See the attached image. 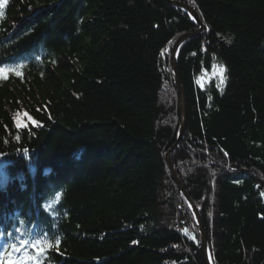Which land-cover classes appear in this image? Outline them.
<instances>
[{
  "label": "trees",
  "instance_id": "obj_1",
  "mask_svg": "<svg viewBox=\"0 0 264 264\" xmlns=\"http://www.w3.org/2000/svg\"><path fill=\"white\" fill-rule=\"evenodd\" d=\"M176 1L206 30L172 165L211 264H264V0ZM196 28L168 0H0V264L45 236L44 264H207L165 161Z\"/></svg>",
  "mask_w": 264,
  "mask_h": 264
},
{
  "label": "water",
  "instance_id": "obj_2",
  "mask_svg": "<svg viewBox=\"0 0 264 264\" xmlns=\"http://www.w3.org/2000/svg\"><path fill=\"white\" fill-rule=\"evenodd\" d=\"M173 6H176L178 8H180L181 10H183L185 13H187L191 19V21L195 22L198 26L199 29L196 31H192V32H187L184 33L182 35H180L174 42L172 48H171V52H170V70H171V74H172V78L176 87V91H177V95H178V109H179V114H180V120H179V130H178V135L176 138V141L174 142V144L167 150V152L165 153V161L166 164L168 166V169L178 187V190L180 191V193L182 194V196L184 197L185 201L187 202V205L194 217L195 220V224L199 233V238H200V242H201V247L205 256V260L207 264H211L210 259L208 257V251H207V243H206V236L204 233V228L202 226L201 223V219L200 216L198 214V210L196 208V206L193 204V202L190 200V198L188 197L187 193L185 192L183 185L180 181V178L176 172V170L174 169L171 159H170V154L171 151L174 149V147L176 145H178L184 127H185V98H184V94L182 91V87L178 78V73H177V51L178 48L180 47V45L187 40L188 38L194 37L197 34L204 32L205 31V25L200 21V19L198 18V15L196 14V12L194 11V9L190 8L188 5L181 3V2H177L175 0H168ZM263 202H264V198H263ZM184 233V231H183Z\"/></svg>",
  "mask_w": 264,
  "mask_h": 264
},
{
  "label": "snow or ice",
  "instance_id": "obj_3",
  "mask_svg": "<svg viewBox=\"0 0 264 264\" xmlns=\"http://www.w3.org/2000/svg\"><path fill=\"white\" fill-rule=\"evenodd\" d=\"M215 67V66H214ZM4 71L0 69V72ZM220 73L225 71L223 65H220ZM20 73H17L19 75ZM199 82V81H198ZM27 116V113H25ZM32 124H37L36 121L32 120L31 117H28ZM59 194H57V201L59 200ZM48 207H51L49 205ZM46 207V211L48 210ZM135 243V241H133ZM19 245L13 243L10 245L12 251H9L7 248L4 250L3 255L10 257L5 264H44V261L48 259V252L51 250L59 251L60 237H55V240L48 239L46 236L42 238H35L32 241H27L21 239ZM27 245V247H24ZM22 252L20 257H15L14 253Z\"/></svg>",
  "mask_w": 264,
  "mask_h": 264
},
{
  "label": "rangeland",
  "instance_id": "obj_4",
  "mask_svg": "<svg viewBox=\"0 0 264 264\" xmlns=\"http://www.w3.org/2000/svg\"><path fill=\"white\" fill-rule=\"evenodd\" d=\"M176 1V0H175ZM177 2H179V1H177ZM182 3V2H181ZM191 8V7H190ZM193 9V8H192ZM195 11V10H194ZM193 23H195V22H193ZM196 24V23H195ZM196 26H197V28L194 30V31H196V30H198L199 29V26L196 24ZM206 28V27H205ZM206 30V29H205ZM205 32V31H204ZM201 33H203V32H201ZM201 33H199V34H201ZM199 34H197V35H199ZM196 35V36H197ZM175 42V41H174ZM174 42H173V44H174ZM173 44H172V46H173ZM181 46V45H180ZM172 48V47H171ZM179 49V48H178ZM170 59V58H169ZM13 113V112H12ZM14 117H15V115H13ZM175 169V168H174ZM170 172V171H169ZM171 174V173H170ZM197 232H198V230H197ZM198 235H199V233H198ZM201 243V242H200ZM209 257V256H208Z\"/></svg>",
  "mask_w": 264,
  "mask_h": 264
}]
</instances>
